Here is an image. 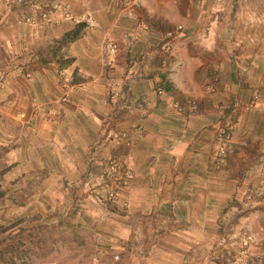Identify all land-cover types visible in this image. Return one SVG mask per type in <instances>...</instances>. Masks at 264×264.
I'll list each match as a JSON object with an SVG mask.
<instances>
[{
    "label": "crops",
    "instance_id": "1",
    "mask_svg": "<svg viewBox=\"0 0 264 264\" xmlns=\"http://www.w3.org/2000/svg\"><path fill=\"white\" fill-rule=\"evenodd\" d=\"M232 1L0 0L1 189L86 196L118 264H264V15Z\"/></svg>",
    "mask_w": 264,
    "mask_h": 264
},
{
    "label": "rangeland",
    "instance_id": "2",
    "mask_svg": "<svg viewBox=\"0 0 264 264\" xmlns=\"http://www.w3.org/2000/svg\"><path fill=\"white\" fill-rule=\"evenodd\" d=\"M232 3L233 13L238 18L242 11L244 21L264 15V0H234ZM1 176L3 172L0 182L3 180ZM30 191L21 195L14 193L13 189L3 190L0 187V264H118L119 259L112 257V260H105L94 254V250L103 248L98 235L85 241L81 230L85 214L81 211V199L86 196L81 195V199L78 193L75 194L76 198L70 193L59 197L42 196ZM32 194L36 196V203L32 197L28 201L27 196ZM53 197L57 198V202H50ZM92 200L94 204L113 201L108 197L96 199L94 196ZM109 204L102 205L100 220L104 224L111 222L114 216ZM91 233L94 235V232ZM69 237L74 241L66 242ZM82 251L93 253V258L82 255ZM70 253L76 256L71 257Z\"/></svg>",
    "mask_w": 264,
    "mask_h": 264
},
{
    "label": "built area",
    "instance_id": "3",
    "mask_svg": "<svg viewBox=\"0 0 264 264\" xmlns=\"http://www.w3.org/2000/svg\"><path fill=\"white\" fill-rule=\"evenodd\" d=\"M181 30V26H177V28L173 31H170V32H167L165 34L166 38L168 39H171L173 37H175L178 32ZM111 47H115V45L111 44L110 45ZM217 79L214 77V81H216ZM66 81V80H65ZM163 92V89L161 87H157L156 89V93L158 94H161ZM251 103H254V100L251 101ZM189 105L191 106L192 109L196 108V104L195 102L193 101H190L189 102ZM173 106L176 108L177 111H181L182 110V106L179 104V103H174ZM230 127L227 129H221L219 132H218V136H219V139H220V147L218 149V155L219 156H223L225 153H226V148H227V143L229 142L230 138H231V131H230ZM114 142L116 145L120 146L122 144L126 145L127 147H130L131 145V142L127 136L126 133H121V134H118L114 137ZM111 164L115 167H117L118 165V162L114 161V162H111ZM118 257L115 256V259H117Z\"/></svg>",
    "mask_w": 264,
    "mask_h": 264
},
{
    "label": "clouds",
    "instance_id": "4",
    "mask_svg": "<svg viewBox=\"0 0 264 264\" xmlns=\"http://www.w3.org/2000/svg\"><path fill=\"white\" fill-rule=\"evenodd\" d=\"M229 126H230V125H229ZM229 126H227V127H225V128H227V129H228V128H229ZM225 128H222V129H225ZM220 130H221V129H220ZM220 130H219V131H220ZM219 131H218V132H219ZM230 131H231V129H230ZM108 199H110V200H113V199H114V195H111V197H110V196H108ZM115 256H117V255H115ZM115 256H113V258H114V259H115ZM117 257H118V256H117Z\"/></svg>",
    "mask_w": 264,
    "mask_h": 264
}]
</instances>
